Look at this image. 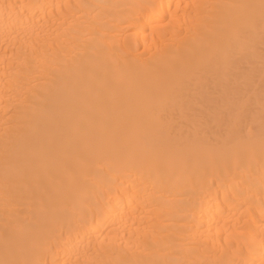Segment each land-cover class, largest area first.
<instances>
[{
	"label": "bare ground",
	"instance_id": "obj_1",
	"mask_svg": "<svg viewBox=\"0 0 264 264\" xmlns=\"http://www.w3.org/2000/svg\"><path fill=\"white\" fill-rule=\"evenodd\" d=\"M0 264H264V0H0Z\"/></svg>",
	"mask_w": 264,
	"mask_h": 264
}]
</instances>
